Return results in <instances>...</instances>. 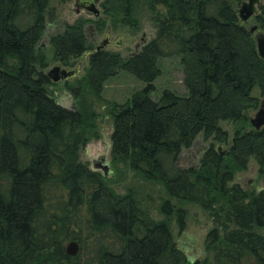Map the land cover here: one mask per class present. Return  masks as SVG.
Returning <instances> with one entry per match:
<instances>
[{
    "label": "trees",
    "instance_id": "1",
    "mask_svg": "<svg viewBox=\"0 0 264 264\" xmlns=\"http://www.w3.org/2000/svg\"><path fill=\"white\" fill-rule=\"evenodd\" d=\"M141 1L156 35L129 57L92 51L83 19L49 36L63 67L91 52L84 76L69 85L78 106L67 108L51 95L40 45L52 0H0V264H185L171 221L183 230L188 213L172 200L209 213L205 244L215 264H264V192L233 183L251 158L264 173V127L245 129L248 111L260 105L254 90L264 95V60L239 18L240 0H105L102 7L134 26ZM167 58L179 60L188 93L164 90L155 100ZM120 72L145 87L113 106L112 160L162 187L169 197L162 220L80 157L96 118L87 95L99 98ZM224 122L239 125L233 136ZM200 136L215 143L197 163L180 166ZM71 241L80 246L76 256L66 251Z\"/></svg>",
    "mask_w": 264,
    "mask_h": 264
},
{
    "label": "rangeland",
    "instance_id": "2",
    "mask_svg": "<svg viewBox=\"0 0 264 264\" xmlns=\"http://www.w3.org/2000/svg\"><path fill=\"white\" fill-rule=\"evenodd\" d=\"M104 1L101 0V16L98 20H95L93 15H88L84 12L76 13L77 0H67L65 2L52 0L47 15V31L40 43L45 49L44 53L48 63L47 67L44 68V72L60 64L53 60V54L49 46V36L62 32L67 24H72L79 19L86 21L85 31L93 48L92 51L105 40L107 32H109V39L112 44L104 50L118 52L124 57H129L140 51L156 35V28L150 20L149 9L143 1L136 5L134 26L124 25L120 19L107 15L102 7ZM244 1L246 0H240L238 10ZM260 6H264V0H262ZM260 6H258L257 14L261 12ZM245 24L248 29L251 28L256 24V16L251 17ZM88 65V57H82L74 61L73 65L68 68L76 69L80 66L82 70L78 76L61 80L50 86L51 95L62 106L67 108L78 106L79 100L69 89V85L77 84V80L84 76ZM160 66L162 74L154 82L156 91L152 93V98L158 100L164 90H171L177 94L186 95L188 91L184 83V73L179 60L177 58L163 59L160 62ZM144 87L145 83L130 73L120 72L108 79L99 98L87 95L86 102L95 112L96 118L93 122L94 127L87 131L89 138L80 151V157L84 163L93 168L94 163L104 156L112 170L110 175H104L110 186L122 194L134 190L138 194L143 207L148 209L155 219L162 220L165 217L160 212V206L163 200L169 199L162 187L140 179L127 167L122 164L116 165L112 160L113 106L128 102L137 91L142 90ZM254 96L259 98L260 105L257 109L248 111L247 115L250 120L255 117L259 109L264 108V95H262L261 90L256 88ZM250 120L245 126L247 130L252 127ZM238 126V124L232 122L221 124V127L232 136ZM212 143H215V141H205L200 136L191 149L184 151L180 166L186 167L192 163H197L206 148ZM219 147L225 150L226 146L220 145ZM233 183L241 185L242 188L248 191L264 192V173L262 174L258 162L251 158L247 168L235 174ZM172 201L177 207L186 209L188 213L186 227L183 230H180L175 218L171 221L174 240L187 258L185 264H208V262H210L209 264H215L214 254L207 251L205 244L207 235L214 226L209 213L198 204ZM262 233H264V229H262Z\"/></svg>",
    "mask_w": 264,
    "mask_h": 264
},
{
    "label": "water",
    "instance_id": "3",
    "mask_svg": "<svg viewBox=\"0 0 264 264\" xmlns=\"http://www.w3.org/2000/svg\"><path fill=\"white\" fill-rule=\"evenodd\" d=\"M262 4V0H246L244 1L238 11L239 18L242 23L248 22L249 19L257 15L258 6ZM100 13L99 9H96V15ZM249 32L254 34V38L257 44V52L259 56L264 60V32L261 31L257 24L253 25ZM108 46V42L104 41L96 47V51L103 50ZM91 52H87L83 57H89ZM82 68L79 66L76 69H70L68 67H63L62 65H55L53 68L46 72L47 77L51 82L56 83L61 80H67L74 77H77L81 72ZM252 127L256 130H260L264 127V108H261L257 111L255 117L251 118ZM218 149H222L218 147ZM93 169L95 171H102L106 176L112 173L110 169L109 162L106 161V158L103 156L99 161L94 163ZM80 250L78 242L71 241L67 247L66 251L70 256H76Z\"/></svg>",
    "mask_w": 264,
    "mask_h": 264
},
{
    "label": "flooded vegetation",
    "instance_id": "4",
    "mask_svg": "<svg viewBox=\"0 0 264 264\" xmlns=\"http://www.w3.org/2000/svg\"><path fill=\"white\" fill-rule=\"evenodd\" d=\"M101 0H77L76 2V13L84 12L88 15H93L95 20H98L101 16ZM96 9L100 10V13L96 15ZM108 42V46L111 45V41L109 39V32L105 35V40ZM103 41V42H104ZM102 42V43H103ZM264 107V105H263Z\"/></svg>",
    "mask_w": 264,
    "mask_h": 264
}]
</instances>
